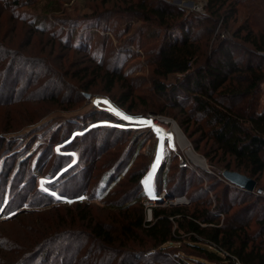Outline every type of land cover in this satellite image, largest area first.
<instances>
[{
  "label": "rangeland",
  "instance_id": "1",
  "mask_svg": "<svg viewBox=\"0 0 264 264\" xmlns=\"http://www.w3.org/2000/svg\"><path fill=\"white\" fill-rule=\"evenodd\" d=\"M47 1L7 9L0 18V42L12 41L13 51L36 58L39 66L26 68L29 79L15 84L16 93L7 96L0 91V137L10 142L3 145L0 139V239H14L15 247L32 246V252L41 250L55 216H69L80 204L102 212L101 204L117 201L127 189L147 215L149 199H173L166 191L173 187L182 161L189 164L182 168L190 170L187 177L199 175L185 196L187 202L195 189L203 188L214 204L224 187L220 175L225 159L220 160L212 140L201 131L206 129L204 121L190 112L187 97L177 99V108L155 90L156 83L170 86L181 80L178 75L162 79L154 73L164 29L156 20L129 12L138 0H50L55 5L46 8ZM161 1L184 14L183 19L170 18V23H182L190 13L206 14V0ZM237 26L230 22L226 31L218 23L213 32L240 45L244 52L235 58L245 65L252 49L232 35ZM217 44L212 37L207 41V56ZM105 75L120 76L112 89ZM59 80L66 85L61 87ZM258 103L261 109L264 82ZM155 119L162 123L155 125ZM8 127L17 130L4 134L2 129ZM257 183L256 190H263L264 173ZM246 200L243 207L256 205ZM240 209L233 208L231 214ZM254 210L259 215L264 203ZM258 230L253 218L249 231ZM44 259L45 254L40 257Z\"/></svg>",
  "mask_w": 264,
  "mask_h": 264
},
{
  "label": "trees",
  "instance_id": "2",
  "mask_svg": "<svg viewBox=\"0 0 264 264\" xmlns=\"http://www.w3.org/2000/svg\"><path fill=\"white\" fill-rule=\"evenodd\" d=\"M150 1L138 0L128 10L142 20H156L164 29L165 40L158 48L154 68L157 77L181 78L170 86L156 83L157 94L170 98L177 108V99L187 97L190 112L204 121L206 129L201 131L212 140L220 160L225 159V170L236 172L231 166L242 170L247 176L241 175L256 182L254 190L260 188L257 181L264 173V106L259 108L258 94L264 82V0H206L205 15L190 13L182 23L169 20L183 19L181 9L166 1ZM32 5L34 0H0V18L7 9ZM54 5L49 0L45 7ZM230 22L238 23L232 35L252 49L246 53L245 65L235 58L244 52L240 45L220 39L213 32L218 23L227 31ZM195 29L198 34L194 36ZM176 36L179 38L170 40ZM211 37L218 44L207 56ZM16 64L24 66L18 69ZM30 67L39 68L36 58L13 51L10 40L0 42V91L10 96L16 93L15 84L29 79L25 70ZM119 77L105 75L111 89ZM58 83L64 87V81ZM53 84L52 80L49 88ZM4 102L8 105L11 100ZM2 130L7 134L17 129ZM1 140L3 145H10L5 138ZM226 158L230 160L226 162ZM186 171L190 170L180 169L173 187L166 191L169 197H185L195 187L199 175L187 177ZM146 172L136 181H142ZM222 181L224 187L215 195L214 204L207 191L195 189L188 205L151 208L150 222L146 221L143 204H137L128 189L117 201L101 204L103 213L89 205H77L69 216H55L54 223L45 230L49 236L41 250L15 247L17 241L2 236L0 264H264V211L254 215L257 203H264V196ZM246 198L256 205L243 207ZM235 207L241 209L231 214ZM253 218L259 228L255 233L249 231ZM44 254L46 259L41 261Z\"/></svg>",
  "mask_w": 264,
  "mask_h": 264
},
{
  "label": "water",
  "instance_id": "3",
  "mask_svg": "<svg viewBox=\"0 0 264 264\" xmlns=\"http://www.w3.org/2000/svg\"><path fill=\"white\" fill-rule=\"evenodd\" d=\"M221 176L229 185L237 189L243 190L248 193H252L255 189L256 182L254 180L236 172L223 170Z\"/></svg>",
  "mask_w": 264,
  "mask_h": 264
},
{
  "label": "built area",
  "instance_id": "4",
  "mask_svg": "<svg viewBox=\"0 0 264 264\" xmlns=\"http://www.w3.org/2000/svg\"><path fill=\"white\" fill-rule=\"evenodd\" d=\"M215 34L217 35V33H215ZM221 38L224 39L225 38V35L224 34H221ZM150 119H154V118H150ZM157 123H160L161 124L162 122L161 121H157L155 119V125H157ZM181 165H183V166H181V168H183V167L186 168L187 165H189V164H188V162L185 163L184 161H182L181 162ZM200 169L204 170L205 168H200ZM253 192H255V194L257 196H264V192L262 190H254ZM168 201H170V202H166V198H165L164 195H160L159 197L154 198V199H149L148 200V207H147V208H149V210L147 211L146 221H148V222L151 221V208L153 206H155L156 203L166 202L168 205H181V204L188 205V202H187V200H186L185 197H181V198H178V199L173 198V199H170Z\"/></svg>",
  "mask_w": 264,
  "mask_h": 264
},
{
  "label": "snow or ice",
  "instance_id": "5",
  "mask_svg": "<svg viewBox=\"0 0 264 264\" xmlns=\"http://www.w3.org/2000/svg\"><path fill=\"white\" fill-rule=\"evenodd\" d=\"M113 111H115V110L113 109ZM116 114H117V115H122V114L119 113V112H117ZM123 118H124V119H131L130 117H127V116H123ZM149 123H150V122H149Z\"/></svg>",
  "mask_w": 264,
  "mask_h": 264
},
{
  "label": "bare ground",
  "instance_id": "6",
  "mask_svg": "<svg viewBox=\"0 0 264 264\" xmlns=\"http://www.w3.org/2000/svg\"><path fill=\"white\" fill-rule=\"evenodd\" d=\"M174 131H177V130H174ZM179 135H180V134L178 133V134H177V136H179ZM180 136H181V135H180ZM179 139H180V141H181L182 145L184 146V144H185V143L183 144V141H182V139H181V138H179ZM190 153H191V152H190ZM199 163H201V164H202V162H199Z\"/></svg>",
  "mask_w": 264,
  "mask_h": 264
}]
</instances>
